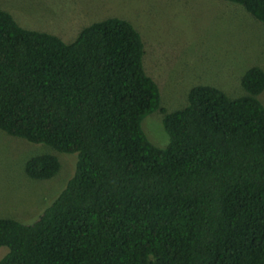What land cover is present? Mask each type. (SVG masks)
<instances>
[{
    "label": "trees",
    "instance_id": "trees-1",
    "mask_svg": "<svg viewBox=\"0 0 264 264\" xmlns=\"http://www.w3.org/2000/svg\"><path fill=\"white\" fill-rule=\"evenodd\" d=\"M226 1L264 22V0ZM143 54L123 18L65 42L0 8V130L76 153L33 222L0 217V264H264V67L249 66L234 98L192 86L163 111L160 147L141 127L162 109ZM59 169L51 153L24 164L34 180Z\"/></svg>",
    "mask_w": 264,
    "mask_h": 264
},
{
    "label": "rangeland",
    "instance_id": "rangeland-1",
    "mask_svg": "<svg viewBox=\"0 0 264 264\" xmlns=\"http://www.w3.org/2000/svg\"><path fill=\"white\" fill-rule=\"evenodd\" d=\"M0 8L21 27L56 34L65 42L72 41L84 26L106 17L132 22L143 41L144 69L159 87L163 109L147 114L141 127L160 147L168 143L161 122L163 111L183 107L192 86L211 85L234 98L246 92L241 79L249 66L264 67V22L242 3L0 0ZM40 153L55 155L60 169L49 179H30L24 164ZM75 161L76 153L57 152L0 130V217L33 222L65 186Z\"/></svg>",
    "mask_w": 264,
    "mask_h": 264
}]
</instances>
